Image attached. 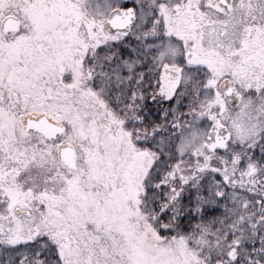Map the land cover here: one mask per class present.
<instances>
[{
	"label": "snow or ice",
	"instance_id": "1",
	"mask_svg": "<svg viewBox=\"0 0 264 264\" xmlns=\"http://www.w3.org/2000/svg\"><path fill=\"white\" fill-rule=\"evenodd\" d=\"M0 264H264V0H0Z\"/></svg>",
	"mask_w": 264,
	"mask_h": 264
}]
</instances>
